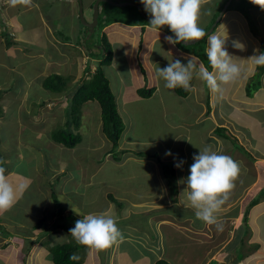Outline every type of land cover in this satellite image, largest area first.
I'll use <instances>...</instances> for the list:
<instances>
[{"label":"crops","instance_id":"1","mask_svg":"<svg viewBox=\"0 0 264 264\" xmlns=\"http://www.w3.org/2000/svg\"><path fill=\"white\" fill-rule=\"evenodd\" d=\"M56 1L33 0L34 7L23 5L12 7L9 0H0L1 29L4 32L10 31L13 34L11 39H6L4 32L0 29V152H5L4 158L1 160L6 165L1 164V166L6 169L5 173L8 174L6 176L9 182L17 190L19 186L16 184H18L17 182L20 178L22 181L31 179L29 177L31 175L30 166L36 160L46 163H49L50 160L56 162L57 166L55 168L50 167L51 171L47 172V167H45L42 168V172L36 173L39 175L43 174L51 179L61 175L59 181L61 179L64 180L62 191L64 190L65 178L74 182L73 179L79 173L83 179L81 182L83 184L80 182L75 183L78 190L76 192L77 197L74 200L79 202L83 208L66 209L62 213L64 218L61 219L73 218L79 220L82 219V216L90 213L111 211L117 220L118 228L123 233V240L114 245V251L116 252L112 258L114 262L117 261V264H120L121 260L126 262L128 258L133 260L130 256V249L122 247L124 243H130L131 241H133L131 248L135 246L142 253L140 256L145 255L139 257L132 264H137L142 259L145 264H156L161 259H165L170 264H177L174 262L179 261L180 258L183 259V264H212V261H216L210 257L213 251H216V253L219 251L217 254L223 249L227 251L229 245L226 246L227 243L224 244V241L232 238V235L237 240L241 238L243 234V217L247 211H249V216L253 217L255 233L259 241L264 242V208H260V201L264 199V75L261 79V87L257 92L250 95L247 88L255 76L258 66L249 59L253 55L262 53L261 39L264 40V33H258L260 40L258 43L253 39L256 36L252 34L248 22L241 14L232 12L236 14V17H232L231 13L227 14L216 33L226 34L227 31L228 39L225 47L229 54L234 57V62L238 64L241 71L239 78L234 83L221 84V90L217 93L211 92L206 83L196 77L195 72L187 97L180 96L175 89L169 90L167 88V90H164L166 88L164 86L165 82L163 80H155L156 91L150 99L157 98L158 104L162 107V112L166 113V115L167 111H171L170 114L172 115L180 111L184 116H188V120L184 118L181 121H177V124H170L169 120L166 122L171 130L179 131V134L169 143L158 139V143L161 146H166V153L171 152L172 154L167 156L166 160H172V162L181 165L178 167L176 177L179 178L181 172L185 175L183 184L185 186L180 184L182 188L178 187L179 194L187 188L186 175L189 172V168L187 167L188 155L186 148L192 135L197 136L201 133L204 136L202 143L213 144L214 150L222 151L223 154L231 156L240 164V167L244 170L241 174L252 175V182L243 189L245 194L239 195L238 189L236 191L233 190L230 199L221 207L218 218L223 224V230L218 231L215 226H212V230L208 232L209 225L195 217L194 210L188 205L187 199L183 195L182 198L180 196V201L176 203L170 197H164L168 204L167 206H160L158 203L160 200L158 197L160 196L159 191L153 189L152 185L155 181L162 183L164 189L169 192L167 186L169 183L165 179L163 181L164 174L159 163V166H155L161 170V173L153 164L151 168L148 161L151 162L152 159H145L139 155L141 153L149 154V151L143 149L136 151L134 149L135 147L143 148L146 145L141 144L138 139H134V136H130L131 131L126 129L120 141L121 151H123L124 156H121L119 161L114 158L112 142L103 132L102 110L98 102L90 101L85 103L81 109L79 127L70 126L75 134L78 133L80 135L81 139L75 148H66L53 140V133L59 129L58 127L67 128V123L71 119L68 116L71 100L82 82L87 79V70L90 69L91 73L96 70L94 59L90 60V50L77 42V37L82 30H77L76 32L75 28H68L64 25L66 24L65 17L68 19L70 14L75 13V18H78V12H73L74 8L70 6L73 5V0H59V3L63 1L64 9L63 11L54 12V10H57V7L54 8L53 6ZM225 1L206 0L207 10L201 12V17L202 19L206 17L207 20L199 26L205 29L209 25H206V23L211 22L213 16ZM118 2L126 1L118 0ZM74 6L77 7L76 4ZM142 11L144 12L143 8ZM53 13L57 15V18L52 16ZM254 15L257 19L259 12L253 11ZM263 15L264 12L260 13L262 18ZM25 17H28V26H25ZM50 17L52 19H49ZM261 20L258 21L257 26L260 27L262 25L264 27V23ZM57 22L62 27L65 26V30L70 34L68 36L65 35L62 38L63 41L59 40L61 39L59 34L63 35L60 31L58 37L54 36ZM77 28L79 29L78 25ZM89 32L93 33L90 29ZM40 34L43 36L40 37ZM161 34L162 37L157 39L152 37L154 39L153 51H155L156 44L163 43L167 50V65L175 60H180L184 64L182 60L187 61V58L193 57L191 54L177 56L172 53L170 44L164 39L167 36L166 33L161 32ZM233 42H239L243 45V48L234 47ZM67 45L72 46L75 50L68 51L65 48ZM92 49L96 50L95 48ZM99 49L101 50L100 47H98ZM6 51L9 53H6ZM59 54L60 56H55ZM44 56L47 57L45 65H39V59L41 57L44 58ZM132 59V56L123 58L119 55H114L110 66L117 72L116 78L119 87L117 92H119V96L131 101V103L132 99L129 96L125 97L123 94L128 89H133L136 98L143 99L137 94L136 83L140 84L141 80L139 78L140 75H137L134 66L131 65V63L133 64ZM19 60L21 61L19 62ZM66 61L68 63H77V79L74 78L71 82L67 78V86L61 92L46 89L44 81L49 77L50 70H54L57 65L68 64L65 63ZM164 63L163 61L159 62V64ZM145 65L148 70H151V68L155 69L156 59H153L151 66L147 62H145ZM199 66L197 65V70ZM1 73L3 74L1 75ZM15 76L17 77L14 78ZM107 78L110 80L112 88L111 79L109 76ZM20 80L21 82H19ZM74 81L76 82L74 86L70 85ZM35 83L39 85L43 92L34 93L32 87ZM168 90L170 92L166 94ZM171 101H173L172 109L168 106ZM34 104L36 105L35 107L33 106ZM117 107L119 114H123L118 104ZM95 111L100 116L98 125L91 121V119L95 118ZM156 112H159V110H156ZM136 114H139V112ZM91 127L93 129L96 128V135H88ZM218 128H223L224 130L218 133ZM127 133H129V136L126 135ZM165 137L168 136L165 135ZM178 139H184V147L181 153L174 150V145ZM218 141L222 143L218 144ZM232 142L240 144L243 151L238 150ZM55 148H57V151H54ZM79 149H82L87 156L82 168L75 156V151ZM66 150L70 151V155L73 154L75 156L76 167L74 170H70L73 160H70L71 158L66 155ZM9 151H12V153L17 152L18 160L27 168L26 172L18 171L10 166ZM110 155L111 159H109ZM130 156L136 157V159L130 158ZM131 160H136L140 163L148 162V168L144 169L147 174L148 185L146 187L126 181L131 180L133 176L125 177L119 171L109 173L110 182H120L119 185L109 186L108 183L110 182L106 181L105 175H102L96 182L98 176L108 167H114V165L119 167L125 161L129 162ZM108 164H111V166H108ZM151 172H154V176H152ZM79 185H81L82 189H79ZM71 189L75 190L74 187H71ZM86 192L89 194L88 196H86ZM170 193L172 194L171 189ZM111 194L120 202V205H117L113 199L110 200L109 196ZM130 196H134V198L132 199ZM255 201L256 204L252 205ZM101 202L103 206L100 205ZM122 203L126 204V206L124 207ZM244 205L248 206L244 208ZM87 208H89L88 211H86ZM234 209L236 211L232 213ZM227 211H229L231 218H228V214H224ZM4 223L5 221L0 222L3 225ZM60 225L59 230L55 234L60 238L63 234L66 237L67 233H64V223L61 222ZM32 230L35 229L32 228ZM10 232L11 229H5V233L8 236L0 234L2 236L0 237L2 239L1 243H3L0 245V259L3 258L1 257L2 249L9 251L8 253L11 254L15 251L12 247H5L6 241L15 236ZM31 232L34 233L33 231ZM162 242L164 249L160 251V243ZM146 244L147 248L145 247ZM154 246H156V249ZM41 248L46 252V255L43 252L41 259H36L34 263L30 262L29 264H50L49 261H46L48 260L49 251L45 246H41ZM84 251L82 249L80 252V258L84 259L82 264H98V258H101V263L104 264L108 259L107 250L102 251L100 257H97V252H95V255L91 254L92 258ZM155 252L158 254L152 260V254ZM172 252L174 253L173 257L170 256ZM201 254H204V256ZM13 256L15 257V255ZM85 260H90L91 263H85ZM237 260L238 258L235 257L234 263L244 264L243 261Z\"/></svg>","mask_w":264,"mask_h":264},{"label":"rangeland","instance_id":"2","mask_svg":"<svg viewBox=\"0 0 264 264\" xmlns=\"http://www.w3.org/2000/svg\"><path fill=\"white\" fill-rule=\"evenodd\" d=\"M114 1L118 2V0H114ZM120 1L136 3L138 6L140 5L144 10V6L140 3V0H120ZM245 1H248V0H245ZM90 2L91 1H87V0L84 2L85 3L84 4V7H85L84 18L86 19V21L88 23H91L90 21L93 19V16H94V8L88 9L90 7L89 6ZM238 2L245 5V2H241V0H238ZM58 3H59V0H57L53 4L54 8L57 7V10H54V12L59 11V10L63 11V9H64L63 1L60 2L59 4ZM74 4H75V2L73 0V5H70V6L74 8L73 12H78V18H75V13L70 14L68 19L65 17V23L66 24H64V25H66V27H68V28H75L76 32H77V30L78 31L82 30L77 37V42H79L84 47H86L90 50V56H91L90 60L94 59L93 62H94V65L96 66V68L99 65V62L102 60V56H104V54L102 55V53H101L102 51L100 49L98 50V47L100 46V40H101L102 34L104 32H106L108 39L111 42L110 44L112 45L114 55L115 56L119 55L123 58H125V57L130 58V56H132L133 64L131 63V65L134 66L135 71H136L138 76L140 74H139V70L137 69V64H135V62H136L135 56L137 55V53L139 51V56L141 55L142 60L147 62L148 65H150V66H151V62L153 61V59H156L155 69L151 68V70L147 71V75L150 78L151 85L155 82V80L157 81V79H158V81L163 80L162 78H160L157 75V69L159 67L163 68V67L167 66V63H166L168 61L167 57H166V51L167 50L164 47L163 43H158L155 46V51H153L154 39L152 37H155V39H157L158 37L162 36V35H160V33L158 34L156 32H153L149 27H147V30H145L146 33L143 35L142 26L145 24L143 21V18L145 17L147 20H148V18L151 19L150 15L147 12H145V10L142 13L139 9H137L138 7L137 8L131 7L128 9L129 6H127V7L122 8L124 10V12L121 14L122 16H118L116 14L117 9L112 8V10H110V8L107 7L106 5H104V3H101L100 9H102V10L104 9L103 13L113 14L115 12L114 15L118 16V17H122L123 20L125 21L124 22L125 24H113V25H110L109 27H104L101 23L99 26L95 27V29L97 31L95 33H93V36H92L91 33H89V35L83 34L84 28L81 25V23H79L81 20V19H79V7L77 9V7L74 6ZM206 10H207V6H206V4H204L202 7V11H206ZM45 11H47V10H45ZM232 11L233 10H230L232 17H236V14H233ZM69 12H71V11L69 10ZM52 16H56V18H57V15H55L54 13L52 14ZM51 17L49 19H52ZM257 19H255V16H254L253 20H252L255 22V26L258 25V21L261 19H262L261 22L264 23V16H263V18L261 16H259ZM100 20H102L101 17H100ZM206 20H207L206 17H204L203 19L201 17L199 25L201 23H204V21H206ZM25 22H26L25 26H28L29 25L28 17H25ZM92 22H93V20H92ZM207 24H209V22L206 23V25ZM58 25H59V23L57 22V27L55 26L56 28L54 29L55 30L54 36L58 37V33L60 31V33H62L63 35L59 34V37L61 38L59 40L63 41L62 38H64L65 35L68 36L70 34L68 31L65 30L66 29L65 26L62 27L61 25H59V26ZM77 25H78L79 29L77 28ZM1 26H2V23L0 21V29H1ZM210 29L211 28L208 29V32L210 31ZM257 29L262 34L264 33V27L262 25L260 27L258 26ZM2 32H4V31L2 30ZM42 36L43 35L40 34V37H42ZM4 37H6V39L7 38L11 39L13 37V34H11L10 31H6V32H4ZM253 39L256 40L258 43L260 42L259 36L253 37ZM121 46H122V48H121ZM65 48L68 51H74L75 50L70 45H67ZM92 48H95L96 50H93ZM53 51H54V49H53ZM6 53H9V52L6 51ZM55 56H60V54L55 55ZM5 58L7 59V57H5ZM60 58H62V57H60ZM193 59L197 62V65L199 66L198 59H196V58H193ZM46 60H47L46 56H44V58L41 57L39 59V65H43V64L45 65ZM20 61L21 60H19V62ZM160 61H163V63L164 62L165 63L159 64ZM182 62L185 65L187 64V61L182 60ZM65 63H68V61H66ZM76 70H77V63L76 62H69L66 65H64V63H63L62 65L55 66L54 70L53 69L50 70V74L48 76L59 75V76H62L63 78H68V80H70L72 82L74 78L77 79ZM105 73H106V76H109L111 79V83L113 85L112 90L114 92L116 102L120 108V111L123 112V114H120V115L122 117V120L123 121L125 120L124 121L125 122V130L127 129V130L131 131L130 136H132V137L134 136L133 137L134 139H138L141 144L146 145V146H143V148L142 147H135L134 149H136V151H140V149L149 151L150 155H158L163 162L172 163V160L171 161L166 160L167 159L166 157L171 156V155H166V146H161L158 143V139L164 140L165 142L169 143L172 139H174L179 134V131L178 130H174V131L171 130V128H169V125L166 122H168V120H169L170 124H177V121H181L184 118H185V120H188V116H184L183 113H181L180 111L175 112L173 115L170 114L171 111H167V115H166V113L162 112V107L160 104H158L159 101L157 98L138 99V97L137 98L135 97L133 89H128L125 92H123V94L125 97L129 96L130 99H132V103H131V101L126 100L125 98H122L121 96H119V92H117L119 87L117 84L118 80L116 78V75H117L116 70L114 68L107 66L105 68ZM2 74L3 73H1V75ZM140 76L141 77H139V78L142 79L143 75H140ZM16 77L17 76H15L14 78H16ZM256 80H257V77H255V81ZM19 82H21V80ZM75 83L76 82L74 81L73 84L70 83V85L74 86ZM144 86H147V85H144ZM32 88L34 89V93H36V94L43 92L41 90V88H39V85L37 83H35V85ZM164 90H167V88H165ZM169 90L167 91L166 94H168V92H170ZM253 90H252V93L257 92V90H254V91ZM94 102H96V101H94ZM129 103H130V106H129ZM33 106L35 107L36 105L34 104ZM168 106L172 109L173 108V101H171V104ZM129 108H130V110L128 111ZM156 110H159V112H156ZM98 112H99V109H98ZM137 112H139V114H136ZM94 117L95 118L91 119V121H93L96 125H98L100 116H99V114H97V111L94 112ZM101 117H102V115H101ZM165 117H166V119H165ZM58 128H60V127H58ZM96 131H97L96 128L93 129L91 127L88 131V135H91V134L96 135ZM180 132H182V131L180 130ZM126 135L129 136V133H127ZM165 135H167L168 137H165ZM203 138H204V136L201 133L198 134L197 136L192 135L191 140L188 141V143H187V148H186L187 155H188L187 167L189 169H190V166L194 162L193 156L199 154V149H202L203 147L209 146V145L212 146V148L214 149L213 144L202 143ZM183 140L184 139H178L176 141V143L174 145L175 152H179V153L182 152L183 147H184L183 146L184 145ZM155 142H157V143H155ZM232 143L234 144V146L238 150H240V151L242 150V147L240 144H238L237 142H235V143L232 142ZM110 146H112V145H110ZM121 150H122V148L119 146L117 151H121ZM54 151H57V148H55ZM75 152H76L75 156L77 157L79 164L81 165V168H82V165H84V163L87 160V156L82 149L81 150L79 149ZM65 153H66V155H68V157L71 158L70 160H73L72 164L70 165V170H74L76 167L75 156L73 154L70 155L69 154L70 151H68V150H66ZM4 154H5V152H0V162H2L1 159L4 158L3 157ZM121 156H124V154H122ZM111 158L112 157L110 155L109 159H111ZM130 158L136 159V157H133V156H130ZM151 159H152L151 162L148 161L149 164L151 165V168L153 167V165L159 166L156 159H154V158H151ZM9 160H11L10 166L12 168H15L16 170L21 171V172H26L27 168H25L24 164L18 160L17 152L12 153V151H9ZM148 162L140 163L136 160H131L129 162L125 161L123 164H120L119 167L117 165H114V167H113V166H111V164H108V166H111V167H108L107 169H105L103 171V173L100 176H98V178L96 179V182L102 175H105L106 181L110 182L109 173L114 172V171H119L125 177L126 176H133V178L131 180H126V181L132 182L133 184H141L144 187H146L148 185V183H147V174L144 172V169H146V167L148 168ZM1 164L6 165L4 162H2V163H0V167H2ZM56 166H57L56 162H54V161L52 162L51 160L49 163L36 160L35 163L31 164V166H30V172H31L30 174L31 175H29V177L31 179H25L22 181V179L20 178L18 180V182H17L18 184H16L17 186H19L17 189V202L11 208L10 211H7L3 215H0V222L5 221L4 225L0 224V226H5V227L0 228V234L2 233V234H5V236H8L5 233V229H11L10 233H13L15 235V236L9 238L8 241H6L5 247L6 248L12 247L15 249V251L13 254H11V253H8L9 251L2 249L1 257H3V258L0 259V264H29L30 262L34 263L36 259H41V257H43L42 256L43 252L46 255V252L43 250V248H41V246H39V245L36 246V244H35V246L32 247L31 251L27 252L28 248L30 247V244L33 243V241L37 238V235H38L39 230H40V229L38 231L32 230V228H34L36 225H38L43 218H45V220H46V222H44V225L47 224V225L51 226L54 224L60 225L61 222L64 223V226H65V232L64 233H67V234H66L65 238L59 240V242H58L59 244L76 243L75 240L71 237L69 229H71L75 226V221H77V220H75L73 218H70V219L65 218L64 220L61 219V218H64V216L62 213H60L59 210L61 209V205H62L64 210L83 208V206H81V204L79 202H76L74 200L77 197L76 192L78 190V187H77V185H75V183H77V182L81 183L83 181V179L81 178L79 173H77V176L73 179L74 182L71 181V179L65 178L64 190L62 191V188H63L62 183L64 180L61 179L59 181L61 175H58L57 178L51 179L48 176H45L43 174L39 175L36 173V172H42L41 171L42 168H45V167H47L46 171L49 172V170L51 171L50 167L55 168ZM39 168H41V169H39ZM155 168H157V167L155 166ZM157 169L161 173V170L159 168H157ZM177 171H178V167L176 168L175 177H174L175 181H176V186H175L176 187L175 188L176 189V196H174L173 193L172 194L170 193L171 187L169 184L167 185L169 192L164 189V185H162V183L160 184V183H157L155 181V183L152 185L153 189H156L159 191L160 196H158V197L160 198V200L158 201V203L162 207L167 206V204H168V202L165 200L166 198L164 199V197H168V198L170 197L173 200H174V198L175 199L177 198V201H180V196L182 198V195L184 197H186V194L183 193V191L181 192L182 194L181 193L179 194V192H178L179 191L178 187L182 188V185L185 182L184 181L185 175L183 172H181L180 177H179L180 179H179L176 177ZM242 171H244V170L241 168V172ZM151 174H152V176H154V172H151ZM5 175H8V174L5 173ZM189 175H190V171L187 173L186 176L188 177ZM163 177H164V178H162L163 181H164V179L166 181L165 176H163ZM251 182H252V175L240 174L239 179L236 181V187H235L234 191H236L238 189L239 195L243 194L244 193L243 189H245V187L247 185H249V183H251ZM110 183H112V184H110ZM110 183H108L109 186H115V185L120 184V182H116V181H111ZM178 183H179V185H178ZM81 184H83V183H81ZM180 184H182V185H180ZM183 186H185V185H183ZM71 187H74L75 190H72ZM79 189H82L81 185H79ZM146 190H148V189H146ZM85 194H86V196L89 195V194H87V192ZM130 197L132 199L134 198V196H130ZM165 202H167V203H165ZM163 203H165V204L163 205ZM260 203H261L260 208H262V207L264 208V199L262 201H260ZM100 205L103 206V203L101 202ZM123 206L125 207L126 204H123ZM247 206L248 205H244V208H246ZM88 210H89V208L86 209V211H88ZM234 211H236V209H234L232 211V213ZM228 212L229 211L224 212V214H228V218H231L230 213H228ZM252 218L253 217L248 216L249 227L247 229L246 234L244 235V238H243L244 240L239 245L240 248H238V244L236 242L237 238L233 237V235H232L231 236L232 238L224 241V244L227 243L226 246L229 245L227 248V251H226V249H223L219 254H217L219 251L217 253H216V251H213L211 253V255H210L211 259H214L217 262L214 264H237V263H234L235 257L236 258L239 257V260L243 261L244 264H264V242L259 241L258 236L255 233V223L253 222ZM231 228H233V227H231ZM210 230H212V226H209L208 232ZM31 231H33L35 234L32 233ZM43 231H44V235L46 236V239H47L46 241L47 242L51 241L52 240V237H51L52 233L51 232L48 233L44 229H43ZM30 232H31V234H29ZM28 234H29V236H28ZM122 235H123V233H122ZM142 235H144V234H142ZM0 237H2V236L0 235ZM61 237H64V234ZM1 241H2V239H0V245L3 244V243H1ZM132 242L133 241H131L130 243H124V245L122 247L125 249H127V248L130 249L129 250L130 256L133 260H131L129 258L126 260V262H123L121 260L120 264H132L134 261L139 259V257L145 256V255L140 256L142 253L140 252V250L138 248H135V246L133 248H131ZM39 243L40 244L43 243L42 239H40ZM175 246H177V245L175 244ZM145 247L146 248L148 247L147 244ZM154 248L156 249V246H154ZM83 249L85 250L84 252H86L89 255V257L92 258L91 254L95 255V251H90L86 247H84ZM162 249H164L163 242L160 243V251ZM114 250H115V246L107 249L108 259H107L106 263H104V264H117V261L114 262V259L112 258V256L114 257L115 252H116ZM100 254H101V252L98 253L97 257H100ZM157 254H158L157 252L152 254V260L155 259ZM13 255H15V257ZM160 255L162 257L161 252H160ZM173 255H174V253L172 252L170 254V256L173 257ZM201 255L204 256V254H201ZM46 261H49V259ZM97 261H98V264H102L101 258H98ZM49 262H50V264H53L52 261H49ZM82 262H84V259H82ZM85 263H91V262H90V260H85ZM174 263L183 264V259L180 258L179 261L174 262ZM137 264H145V263L142 259L141 261L137 262Z\"/></svg>","mask_w":264,"mask_h":264},{"label":"clouds","instance_id":"3","mask_svg":"<svg viewBox=\"0 0 264 264\" xmlns=\"http://www.w3.org/2000/svg\"><path fill=\"white\" fill-rule=\"evenodd\" d=\"M250 2L264 10V0H250ZM9 3L12 7L17 5L35 6L33 0H9ZM140 3L151 17L148 25L153 32L159 34L161 28L167 26L174 34L164 38L167 43L173 46L181 42L194 43L207 35L206 56L212 71H209L203 64H200L197 70V62L193 57L187 58L186 65L182 64L180 60L169 62L166 67L157 69V75L165 81L166 88L190 90L194 72L196 77L204 81L213 93L221 90V84L234 83L239 78L240 67L234 62V57L225 47L228 39L227 31L226 34L214 33L219 23L227 17L226 15L223 18L225 13L214 31L207 33L208 31L205 32L199 26L202 7L206 0H140ZM233 43L234 47L243 48L239 42ZM249 60L256 65L264 66V52L253 55ZM219 143L222 142L218 141ZM166 155L172 154L168 152ZM193 161L189 169L190 175L187 177V188L183 193L186 194L188 205L194 210L198 220L222 231L223 224L218 218V213L230 199V195L236 187V181L241 174L240 164L231 156L223 154L222 151L214 150L210 145L199 149V154L193 156ZM180 166L179 163L176 164V167ZM5 172L6 169L0 167V215L10 211L17 202V190L9 182ZM173 202L176 203L177 198H174ZM69 232L78 245L97 253L105 251L123 240L122 232L111 211L84 215L82 219L75 221V226L69 229ZM69 259L78 260L79 257L72 254ZM161 260L166 261L165 259Z\"/></svg>","mask_w":264,"mask_h":264},{"label":"trees","instance_id":"4","mask_svg":"<svg viewBox=\"0 0 264 264\" xmlns=\"http://www.w3.org/2000/svg\"><path fill=\"white\" fill-rule=\"evenodd\" d=\"M228 0L224 2V4L218 9L216 14L213 16L211 22L209 25L206 27L205 32L208 31L209 28L212 27V25L215 23L216 19L219 17L221 11L223 10L225 4L227 3ZM241 0V2H245V5L238 2V0H233L231 5L228 7V10L225 12L223 18L230 13V10H233L232 12H236L242 15V17L245 18V20L248 22L250 26V30L253 35L258 36V29L257 25L255 26V22L253 20V11H257L260 13H263L264 10H261L258 6L252 4L251 2ZM107 7L112 10V8L117 9L116 14L118 16H122L121 14L124 12V10L120 7H114L111 6L107 3H104ZM140 6V5H139ZM135 7L136 6H129V8ZM105 8V7H104ZM138 9V8H137ZM104 9H100L99 12V17H98V26L102 23L104 27H109L110 25L113 24H125L124 20L122 17L115 16L113 14H105L103 13ZM264 16V15H263ZM100 17L102 20H100ZM122 18V19H121ZM222 18V19H223ZM256 19V18H255ZM144 25L142 26V33L143 35L146 33L145 30H147V27H149L148 23L149 20H147L145 17L143 18ZM222 22V21H221ZM220 22V23H221ZM81 23V21L79 22ZM219 23V25H220ZM81 25L85 29L83 31L84 35H89V29L84 26L82 23ZM217 26V28L219 27ZM102 26V27H103ZM150 28V27H149ZM217 28L215 29L214 33H216ZM88 29V31H86ZM97 30L95 29L93 33H95ZM161 32H165L167 36L173 35L169 28L167 26L161 28L160 30V35ZM93 33L92 36H93ZM213 33V34H214ZM162 37V36H160ZM165 38V37H164ZM110 40L108 39L107 33L104 32L102 34L101 40H100V48L102 50V60L99 62L98 67L94 71V73L90 72V69L87 70L88 72V77L87 79L80 85V87L76 90L74 93V96L71 100V105L70 108L68 109V116L71 118L70 121L67 123V128H59L53 133V140L66 147L69 149L75 148L81 141L80 135L77 133L75 134L71 127H79L80 121H81V109L83 105L87 102L90 101H96L99 103L101 110H102V120H103V132L106 135V137L112 142L113 145V154L114 158L116 160L121 159V155L123 154V151H117L118 147L120 146V141L122 138V135L125 130V125L122 120L121 115L119 114L118 107H117V102L116 98L114 96V93L112 91V88L110 86V80L107 78L106 73H105V68L108 66L110 67L112 65L113 59H114V52L112 49V45L110 44ZM208 47V42H207V37L203 39L202 41L186 46L182 43L176 44L175 46L170 44L171 52L176 54L177 56L185 55V54H191L194 58L198 59L199 64L203 63L209 71H212L211 66L208 63L207 56H206V49ZM261 51L264 52V40L261 39ZM137 64V69L139 70V74L143 75V78L140 79L141 83L139 84L138 82L136 83L137 86V94L140 98L147 99L151 98L155 91H156V83L151 85L150 78L147 75V67L145 65V61L142 60L141 55L139 56V51L137 55L135 56ZM141 58V59H140ZM136 67V66H135ZM264 75V66H257L256 74L248 84V93L251 95L252 90H259L261 87V79L262 76ZM141 77V76H140ZM255 77H257V80L255 81ZM150 84V85H149ZM144 85H149L144 86ZM67 86V78H63L62 76L59 75H52L49 76L45 81H44V87L48 90L54 91V92H61L65 89ZM256 88V89H255ZM253 90V91H254ZM175 91L177 94H179L182 97H187L189 95V90L185 91L182 88H176ZM251 91V92H250ZM219 132L223 131V128H218ZM229 137V136H228ZM141 157L145 159H151L154 158L157 160V162L160 164L162 168V172L168 181L171 191L174 196H176V181H175V172H176V162L172 163H166L161 160V158L158 155H150L148 153H141L139 154ZM110 200L113 199L117 205H120V202H118L114 197L113 194L110 196ZM257 201V200H256ZM256 201L252 204L255 205ZM60 213L64 212V209L61 205V209L59 210ZM249 211L244 213L243 217V234L241 238H239L236 242L238 244V248H240V244L244 240V235L247 232V229L249 227ZM83 217V216H82ZM44 222H46L45 218H43L38 225L34 227L35 230H39L40 232L37 235V238L33 241V243L30 244V247L28 248V251L32 250V246L35 244H38L39 246H45V248L49 251V254L47 256V259L49 261H52L53 264H82V259L80 258V252L84 248V246L78 245L77 243H68V244H59V240L65 238V237H58L55 233L57 230H59V227L61 225H44ZM3 226H0V228ZM47 231L48 233H52L51 241H46V236L44 235V231ZM57 236V237H56ZM42 239L43 243L40 244L39 241ZM242 239V240H241ZM72 254H76L79 259L78 260H70L69 256ZM239 260V257H237ZM26 260V259H25ZM212 264L217 263L216 261H212ZM156 264H169L168 262L164 260L158 261Z\"/></svg>","mask_w":264,"mask_h":264},{"label":"water","instance_id":"5","mask_svg":"<svg viewBox=\"0 0 264 264\" xmlns=\"http://www.w3.org/2000/svg\"><path fill=\"white\" fill-rule=\"evenodd\" d=\"M82 0H79L80 3V8H79V13H80V18H81V22L84 26H86L88 29H90L92 32H94V28L97 26L98 24V17H99V6L101 3H107L111 6H115V7H127V6H136L138 7V9L143 13L142 8L140 6H138L137 4L133 3V2H117L114 0H97L93 6L94 8V16H93V22L88 23L83 15V8H82V4H81ZM233 0H228V2L225 4L221 14L219 15V17L217 18L215 24L211 27L210 31L208 33H212L214 31V28L216 27V25L219 23V21L221 20L223 14L228 10V7L231 5ZM148 20L150 21V18H148ZM174 35V34H173ZM207 37V35L203 38L205 39ZM203 39L194 42V43H189V44H185L184 42H181L182 44L186 45V46H190V45H194L200 41H202Z\"/></svg>","mask_w":264,"mask_h":264},{"label":"flooded vegetation","instance_id":"6","mask_svg":"<svg viewBox=\"0 0 264 264\" xmlns=\"http://www.w3.org/2000/svg\"><path fill=\"white\" fill-rule=\"evenodd\" d=\"M86 0H82L81 1V4H82V6H83V9H84V11H85V7H84V2H85ZM87 1H91V0H87ZM97 0H94V1H91V3L89 4V8L88 9H91V8H93V5L95 4V2H96ZM74 2H75V4L77 5V8L78 7H80V3H79V0H74ZM93 20V19H92ZM92 20L90 21V22H92Z\"/></svg>","mask_w":264,"mask_h":264}]
</instances>
